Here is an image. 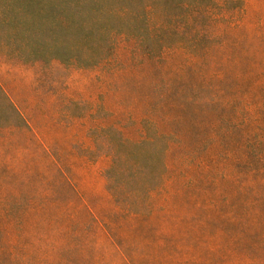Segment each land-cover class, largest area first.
I'll use <instances>...</instances> for the list:
<instances>
[{"label": "rangeland", "instance_id": "obj_1", "mask_svg": "<svg viewBox=\"0 0 264 264\" xmlns=\"http://www.w3.org/2000/svg\"><path fill=\"white\" fill-rule=\"evenodd\" d=\"M39 1L0 0V240L16 264H264V159L235 164L249 156L240 133L254 129L241 128L264 113V0H244L213 26L201 76L178 58L137 57L123 41L94 67L71 64L98 48L82 47L78 29L51 30ZM149 129L180 130L200 163L180 151L184 173L153 199L164 235L114 228L134 237L125 258L104 226L116 212L106 142H148Z\"/></svg>", "mask_w": 264, "mask_h": 264}, {"label": "trees", "instance_id": "obj_2", "mask_svg": "<svg viewBox=\"0 0 264 264\" xmlns=\"http://www.w3.org/2000/svg\"><path fill=\"white\" fill-rule=\"evenodd\" d=\"M41 4L37 12L44 10L43 14L51 13L52 22L48 26L51 30L60 26H66L64 30L78 29L83 34L78 41L82 47L98 48V55L85 59L72 57L68 60L71 64L83 68L94 67L106 60L117 43L123 41L132 44L135 56L142 55L152 62L162 60L167 63L178 58L184 63L181 67L185 73L196 76H201L202 65L209 62L216 48L211 35L213 26L226 16L241 13L245 9L244 0H46ZM36 56L43 57L40 54ZM53 58L60 60L56 55ZM260 98L264 100V95ZM263 118L264 113H260L258 119L247 120L241 128L247 130L249 126L254 127L240 133V141L249 144L245 148L249 156L236 160L235 164L244 166L253 161L262 164ZM224 121L232 126L236 124L234 120ZM148 134L151 135L148 142L128 143L121 139L106 142L111 158L105 174L107 192L115 204L116 212L111 216L112 221L104 226L125 258L128 255L123 244L134 237L115 238L114 228L119 225L122 230L127 226L130 230L138 228L145 236L156 230L155 223L151 222L156 212L153 199L166 192L173 171L180 176L184 173L177 167L183 161L178 156L179 152L185 156L186 162L193 165L200 163L199 157L189 158L188 154L194 150L183 145L180 130L157 134L155 130L149 129ZM219 134L224 142L229 140L227 131L221 130ZM144 147L149 148V154L145 152L144 155H138V150ZM155 166L158 175L153 170ZM81 209L86 217L82 221L87 225L92 218L91 208L84 205ZM134 222L138 224L137 227L133 226ZM83 223L78 226L85 227ZM153 234L164 235L161 231H154ZM3 244L4 241L0 240V264H16L13 248L6 250ZM76 248L79 251L81 249L79 239H75Z\"/></svg>", "mask_w": 264, "mask_h": 264}]
</instances>
